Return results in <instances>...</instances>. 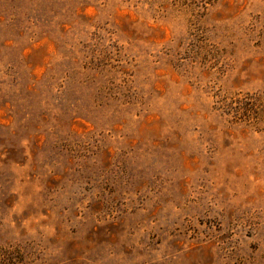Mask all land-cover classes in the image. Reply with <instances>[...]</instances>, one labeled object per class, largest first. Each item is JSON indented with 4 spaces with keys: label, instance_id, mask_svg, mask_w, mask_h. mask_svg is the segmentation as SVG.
<instances>
[{
    "label": "rangeland",
    "instance_id": "1",
    "mask_svg": "<svg viewBox=\"0 0 264 264\" xmlns=\"http://www.w3.org/2000/svg\"><path fill=\"white\" fill-rule=\"evenodd\" d=\"M0 264H264V0H0Z\"/></svg>",
    "mask_w": 264,
    "mask_h": 264
},
{
    "label": "trees",
    "instance_id": "2",
    "mask_svg": "<svg viewBox=\"0 0 264 264\" xmlns=\"http://www.w3.org/2000/svg\"><path fill=\"white\" fill-rule=\"evenodd\" d=\"M250 104V103H249ZM255 104V103H254Z\"/></svg>",
    "mask_w": 264,
    "mask_h": 264
}]
</instances>
